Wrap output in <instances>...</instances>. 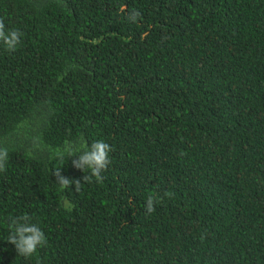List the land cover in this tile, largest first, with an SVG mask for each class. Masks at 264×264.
I'll return each instance as SVG.
<instances>
[{
    "label": "trees",
    "instance_id": "obj_1",
    "mask_svg": "<svg viewBox=\"0 0 264 264\" xmlns=\"http://www.w3.org/2000/svg\"><path fill=\"white\" fill-rule=\"evenodd\" d=\"M0 18L23 33L0 43V264H264V0H0ZM101 140L84 183L60 154ZM24 214L47 238L29 257L8 242Z\"/></svg>",
    "mask_w": 264,
    "mask_h": 264
},
{
    "label": "clouds",
    "instance_id": "obj_2",
    "mask_svg": "<svg viewBox=\"0 0 264 264\" xmlns=\"http://www.w3.org/2000/svg\"><path fill=\"white\" fill-rule=\"evenodd\" d=\"M140 16V13L133 10L129 16V19L135 20ZM23 33L16 29H10L5 31V23L0 18V43L5 46V49L9 52H14L21 42ZM111 146L104 141H94L91 146L86 145H73L69 144L60 154V158H63L64 154L75 159L72 160L75 168L89 174L84 176V183H91L93 179L99 182L103 179L101 173L108 168L111 163L109 154L111 153ZM77 153H79L77 155ZM8 159V149L0 147V172L6 171V163ZM58 187L64 193L65 189H68L73 183H75V190L79 192L82 183L79 180L75 182L69 178H65L61 175V171H55ZM165 195H170L166 193ZM162 197H154L150 195L146 201L145 211L147 214L155 212V205L160 202ZM63 206L66 210H70L72 205L70 200L64 196ZM8 242L13 244L19 254V256L29 257L32 256L38 249L46 245L47 238L44 231L38 224L32 222V217L28 214L21 215L12 219L10 224V234L8 236Z\"/></svg>",
    "mask_w": 264,
    "mask_h": 264
}]
</instances>
